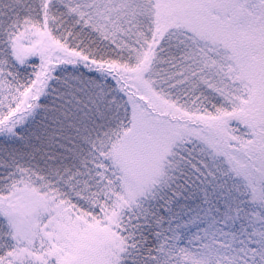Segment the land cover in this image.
I'll return each instance as SVG.
<instances>
[{"label": "snow or ice", "instance_id": "snow-or-ice-1", "mask_svg": "<svg viewBox=\"0 0 264 264\" xmlns=\"http://www.w3.org/2000/svg\"><path fill=\"white\" fill-rule=\"evenodd\" d=\"M0 264H264V0H0Z\"/></svg>", "mask_w": 264, "mask_h": 264}]
</instances>
